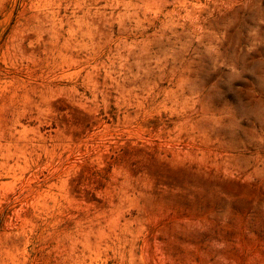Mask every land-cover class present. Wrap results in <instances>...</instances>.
Returning <instances> with one entry per match:
<instances>
[{"label":"rangeland","instance_id":"rangeland-1","mask_svg":"<svg viewBox=\"0 0 264 264\" xmlns=\"http://www.w3.org/2000/svg\"><path fill=\"white\" fill-rule=\"evenodd\" d=\"M0 264H264V0H0Z\"/></svg>","mask_w":264,"mask_h":264}]
</instances>
